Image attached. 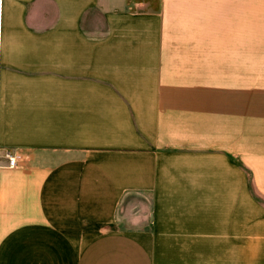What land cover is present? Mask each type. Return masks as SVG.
I'll return each mask as SVG.
<instances>
[{
	"label": "crops",
	"instance_id": "obj_1",
	"mask_svg": "<svg viewBox=\"0 0 264 264\" xmlns=\"http://www.w3.org/2000/svg\"><path fill=\"white\" fill-rule=\"evenodd\" d=\"M263 201L264 0H0V264H264Z\"/></svg>",
	"mask_w": 264,
	"mask_h": 264
},
{
	"label": "built area",
	"instance_id": "obj_2",
	"mask_svg": "<svg viewBox=\"0 0 264 264\" xmlns=\"http://www.w3.org/2000/svg\"><path fill=\"white\" fill-rule=\"evenodd\" d=\"M5 156L7 158L8 166L14 167L17 165V155L11 151H6Z\"/></svg>",
	"mask_w": 264,
	"mask_h": 264
},
{
	"label": "trees",
	"instance_id": "obj_3",
	"mask_svg": "<svg viewBox=\"0 0 264 264\" xmlns=\"http://www.w3.org/2000/svg\"><path fill=\"white\" fill-rule=\"evenodd\" d=\"M252 191H253V188H252ZM253 193H254V195H255V192L253 191ZM256 197H258L257 195H256ZM258 199H260V200H262L260 197H258ZM264 202V201H263Z\"/></svg>",
	"mask_w": 264,
	"mask_h": 264
}]
</instances>
